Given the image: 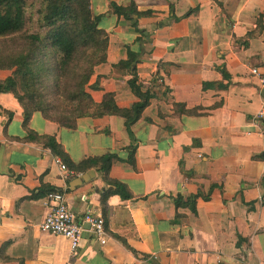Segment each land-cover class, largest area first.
<instances>
[{"label":"crops","instance_id":"obj_1","mask_svg":"<svg viewBox=\"0 0 264 264\" xmlns=\"http://www.w3.org/2000/svg\"><path fill=\"white\" fill-rule=\"evenodd\" d=\"M110 3L142 14L125 18ZM89 10L106 34L91 100L137 101L127 53L151 96L129 135L119 115L71 128L39 111L24 120L15 96L0 93V264H264V93L249 72L264 73V0H89ZM47 137L74 165L113 158L106 170L97 161L63 173ZM54 190L76 219L101 215L103 243L85 232L71 257L66 238L39 230Z\"/></svg>","mask_w":264,"mask_h":264},{"label":"trees","instance_id":"obj_2","mask_svg":"<svg viewBox=\"0 0 264 264\" xmlns=\"http://www.w3.org/2000/svg\"><path fill=\"white\" fill-rule=\"evenodd\" d=\"M37 1L41 5L37 11V20L46 28L45 34L44 36L38 33L26 34L24 43L27 49L24 52L19 50L8 55L4 61L0 59V70H10L9 75L0 79V93L11 92L15 96L23 110L24 120L32 111H39L45 118L71 128L78 117L119 115L124 118L125 128L131 135L129 126L139 117L151 96L148 92L141 91L139 85L135 83L132 64L135 55L127 53L126 60L121 64L131 67V77L127 83L137 101L129 108L120 109L114 104L111 94L106 93L99 103H94L85 91V85L92 66L104 60L106 34L97 26L98 17L90 13L89 0ZM24 2L25 0H0V36L21 33L25 25ZM110 8L125 18L142 14L137 12L133 5L120 7L110 3ZM132 24L137 30L135 22ZM87 52L93 55H87ZM43 81H52L50 86H54L60 93L59 96L66 101L67 105L61 107L56 116L48 113L54 107H50L41 94L40 88L46 86ZM18 84L24 89L22 95L17 93ZM45 144L69 169H77L82 165L91 166L97 161H103L102 168L106 170L113 158L112 155L87 158L74 165L53 138H45ZM132 151L131 148L129 160ZM110 184L120 197H128L121 183L111 181ZM193 200L194 196L184 203H192ZM180 202V199L175 200V205L178 206Z\"/></svg>","mask_w":264,"mask_h":264},{"label":"built area","instance_id":"obj_3","mask_svg":"<svg viewBox=\"0 0 264 264\" xmlns=\"http://www.w3.org/2000/svg\"><path fill=\"white\" fill-rule=\"evenodd\" d=\"M249 72L256 77L258 87L264 93V73L259 71L257 67L250 68ZM256 121L260 124L259 133L264 135V98L260 109L256 113ZM261 156L264 160V150L261 152ZM57 163L63 173L68 172L61 161L57 160ZM63 195V192L55 190L45 193L43 200L48 205L49 212L38 224V228L40 231L66 238L69 254L71 257H75L80 240L85 232L92 235L99 243L105 241L103 219L101 215L92 213L90 210H86L81 217L76 219L65 203Z\"/></svg>","mask_w":264,"mask_h":264},{"label":"rangeland","instance_id":"obj_4","mask_svg":"<svg viewBox=\"0 0 264 264\" xmlns=\"http://www.w3.org/2000/svg\"><path fill=\"white\" fill-rule=\"evenodd\" d=\"M24 15H25V25L21 33L17 35H5L0 36V59L6 60L5 58L13 54L19 50H22L24 52L27 49V46L25 45V35L26 34H34L38 33L40 36H44L46 28L42 26L41 23L37 20V11L41 8L40 3L37 0H25L23 5ZM86 55V54H85ZM85 55L83 56L85 58ZM87 55H93L90 52H87ZM3 60V61H4ZM2 61V62H3ZM52 81H43L42 83H46L45 88H40L41 94L44 97V100L49 103L51 108L48 113L51 116H56L58 112L61 111V107H63L66 104V101L62 96H59L60 93H58L54 86H50V83ZM41 83V84H42ZM23 88L21 87V84H18L17 87V93L20 95L23 94Z\"/></svg>","mask_w":264,"mask_h":264},{"label":"water","instance_id":"obj_5","mask_svg":"<svg viewBox=\"0 0 264 264\" xmlns=\"http://www.w3.org/2000/svg\"><path fill=\"white\" fill-rule=\"evenodd\" d=\"M86 178H87V176H86Z\"/></svg>","mask_w":264,"mask_h":264}]
</instances>
